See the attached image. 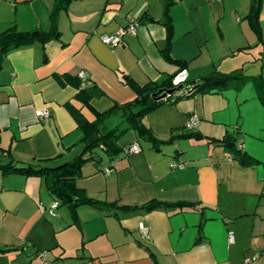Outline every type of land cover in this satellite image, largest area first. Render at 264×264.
Listing matches in <instances>:
<instances>
[{
	"label": "crops",
	"instance_id": "0c3cea01",
	"mask_svg": "<svg viewBox=\"0 0 264 264\" xmlns=\"http://www.w3.org/2000/svg\"><path fill=\"white\" fill-rule=\"evenodd\" d=\"M166 1L169 56L186 63L183 70L161 55ZM55 3L0 0V33L12 26L48 31ZM248 7L249 0H72L57 14L58 39L10 51L0 65V167L57 166L78 155V123L134 98L123 76L138 86L165 76L181 84L217 69L264 80V45L243 20ZM127 20L139 24L135 36L123 33L115 47L100 41L123 32ZM258 20L264 36V0ZM80 71L85 88L104 96L79 93ZM39 110L47 122H38ZM190 117L197 126L188 131ZM142 122L157 140H173L155 150L128 131L113 161L85 163L76 186L111 206H79L76 224L65 207L48 212L54 200L41 179L0 171V264H239L246 257L264 264V108L252 84L162 105ZM189 133L196 137H181ZM227 133L255 165L240 166L210 142ZM132 144L138 153L125 155ZM152 201L199 210L141 208Z\"/></svg>",
	"mask_w": 264,
	"mask_h": 264
},
{
	"label": "trees",
	"instance_id": "16d2710c",
	"mask_svg": "<svg viewBox=\"0 0 264 264\" xmlns=\"http://www.w3.org/2000/svg\"><path fill=\"white\" fill-rule=\"evenodd\" d=\"M72 0H56L54 9L49 14L50 28L48 31L31 30L26 32L18 31L14 26L7 28L0 33V65L6 55L13 50L30 46L34 43L44 45L50 40L58 39L59 33L56 27V17L58 12L65 11ZM170 2L166 1L163 8L162 25L167 35L166 47L161 51L162 58L167 62L177 64L181 70L186 67V63L174 61L169 56L170 35L172 30L171 17L168 11ZM261 0H249V7L243 20L247 23L250 30L255 35L257 41L264 45V36L259 25V12ZM174 76H165L159 81L148 82L143 86L134 84L127 76L122 80L134 93V98L123 104L113 105L106 111L95 113L94 120L88 122L80 121L77 129L81 136L79 143L81 150L78 155L71 160L57 166L43 165L46 161H41L35 166H14L6 165L0 167L2 176L20 175L24 177H36L42 180L46 192L58 203V207H65L70 212L74 224L76 220V209L79 206H91L98 209H104L109 204L89 198L85 192L76 186V180L80 178V168L87 162H99L101 157L113 161L121 153L119 140L123 134L128 131L133 132L139 138L150 143L152 148L158 150V147L168 141L157 140L150 130L143 124V118L150 112L156 110L162 105L175 103L180 99L194 97L196 95L214 94L227 89L239 90L247 82L251 83L256 93L257 100L264 108V80L260 75L245 76L241 70H234L223 73L214 69L205 76L196 80L185 81L181 84H175ZM176 89V92L162 99H158L156 94L159 90ZM86 99L102 97L104 94L97 87H87L80 90ZM184 93H186L184 95ZM155 95V98H151ZM110 117H116L117 123L113 126L107 124ZM181 137H196L194 133L183 134ZM222 148L225 154L236 161L242 167H251L256 161L243 152L237 145L236 136L232 133L225 134L220 139H211ZM145 210H154L158 208H172L174 210H192L198 211L199 208L192 203H161L152 201L143 207Z\"/></svg>",
	"mask_w": 264,
	"mask_h": 264
},
{
	"label": "built area",
	"instance_id": "2783aa9c",
	"mask_svg": "<svg viewBox=\"0 0 264 264\" xmlns=\"http://www.w3.org/2000/svg\"><path fill=\"white\" fill-rule=\"evenodd\" d=\"M212 1H219V0H212ZM138 23L135 21H131V20H127V24L123 30V32H116L113 35H102L100 37V41L110 47H115V46H119L121 44V38H122V34L123 33H128L132 36H135V32L136 29L138 28ZM78 79L80 80V88L84 89L87 85H88V81H87V73L84 71H80L77 74ZM186 93H184L185 95ZM36 118L38 120V122L40 123H45L49 120V115L46 111L44 110H39L36 111ZM197 126V119L195 117H190L187 120L186 123V130L190 131L195 129ZM138 147L136 144H132L130 147H128V149L124 150V154L125 155H129V154H136L138 153ZM169 167L171 169H182L183 165L182 164H177V163H171L169 165ZM58 207V203L57 202H53L50 206V209L48 212H52L54 211L56 208ZM138 233L140 235V238L142 239H147L148 238V229L142 224V223H138V227H137ZM227 239L228 242H232L233 240V236L231 232L227 233ZM44 252H41L39 254V257L41 260H44ZM254 259L250 258V257H246L244 258L239 264H253Z\"/></svg>",
	"mask_w": 264,
	"mask_h": 264
},
{
	"label": "water",
	"instance_id": "95a60500",
	"mask_svg": "<svg viewBox=\"0 0 264 264\" xmlns=\"http://www.w3.org/2000/svg\"><path fill=\"white\" fill-rule=\"evenodd\" d=\"M176 92V89H169V90H159L156 92V94L158 95V99H162L165 97H169L171 95H173ZM151 98H155V95H151Z\"/></svg>",
	"mask_w": 264,
	"mask_h": 264
},
{
	"label": "rangeland",
	"instance_id": "374dc122",
	"mask_svg": "<svg viewBox=\"0 0 264 264\" xmlns=\"http://www.w3.org/2000/svg\"><path fill=\"white\" fill-rule=\"evenodd\" d=\"M114 119H115L114 117H110V118L107 120V124L109 125V123L112 124L113 122H115ZM110 126H111V125H110Z\"/></svg>",
	"mask_w": 264,
	"mask_h": 264
}]
</instances>
